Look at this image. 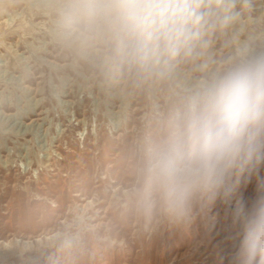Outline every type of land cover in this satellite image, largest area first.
<instances>
[{
	"label": "rangeland",
	"instance_id": "rangeland-1",
	"mask_svg": "<svg viewBox=\"0 0 264 264\" xmlns=\"http://www.w3.org/2000/svg\"><path fill=\"white\" fill-rule=\"evenodd\" d=\"M59 2L0 0V264H237L264 151L179 220L144 197L139 165L204 81L264 56V0H231L235 18L210 19L163 75L62 46Z\"/></svg>",
	"mask_w": 264,
	"mask_h": 264
},
{
	"label": "clouds",
	"instance_id": "clouds-1",
	"mask_svg": "<svg viewBox=\"0 0 264 264\" xmlns=\"http://www.w3.org/2000/svg\"><path fill=\"white\" fill-rule=\"evenodd\" d=\"M231 0H60L56 36L86 56L102 53L105 70L163 75L191 52L210 19L229 24ZM264 151V56L213 74L170 117L139 165L144 197L174 219L193 197L254 167ZM237 264H264V192L252 200Z\"/></svg>",
	"mask_w": 264,
	"mask_h": 264
},
{
	"label": "bare ground",
	"instance_id": "bare-ground-1",
	"mask_svg": "<svg viewBox=\"0 0 264 264\" xmlns=\"http://www.w3.org/2000/svg\"><path fill=\"white\" fill-rule=\"evenodd\" d=\"M45 236L47 237V239L49 238L50 240H52L55 237L53 235V233L50 234V235H45ZM43 240H45V238H43ZM36 241H38V240H36ZM36 241H34V242H36ZM17 242H21L23 244H26L27 243L26 245H28V243H30V241H28L26 239H17ZM0 244H2L3 246H7L8 242H6V241H4V242L0 241Z\"/></svg>",
	"mask_w": 264,
	"mask_h": 264
}]
</instances>
